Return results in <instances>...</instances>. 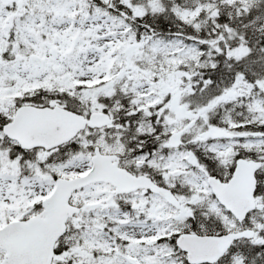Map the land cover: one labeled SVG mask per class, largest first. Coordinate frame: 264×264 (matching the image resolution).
I'll return each instance as SVG.
<instances>
[{
    "label": "snow or ice",
    "instance_id": "6c2138e0",
    "mask_svg": "<svg viewBox=\"0 0 264 264\" xmlns=\"http://www.w3.org/2000/svg\"><path fill=\"white\" fill-rule=\"evenodd\" d=\"M0 264H264V0H0Z\"/></svg>",
    "mask_w": 264,
    "mask_h": 264
}]
</instances>
